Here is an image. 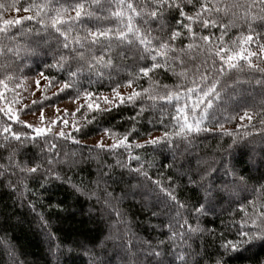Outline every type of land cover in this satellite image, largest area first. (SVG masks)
Segmentation results:
<instances>
[{"label": "snow or ice", "instance_id": "6c2138e0", "mask_svg": "<svg viewBox=\"0 0 264 264\" xmlns=\"http://www.w3.org/2000/svg\"><path fill=\"white\" fill-rule=\"evenodd\" d=\"M19 4L20 0H12L9 4L0 3V53L16 51L14 48L3 47L4 40L12 39L10 29L15 26L23 28L26 21H34L39 25V32L36 35L35 47L30 49L31 54H51L55 63L47 67H56L68 73V80L64 81L59 92L75 88L85 71H96L102 76L101 69H115L118 66L117 61L120 66L126 68L129 65L123 61L131 58L134 73H129V78L123 85L117 84L112 88L111 99L103 97V109L99 103L92 102L95 96L93 92L84 91L82 95L87 101L86 105H79L72 113L64 110L65 116L71 115V121L58 116L56 120L45 124L44 112L41 110L39 120L44 124L41 127L21 120L20 112L28 109L27 104H23L22 108L12 107L13 103L21 105L17 90L22 89L24 81L11 74L10 66L3 67L0 71V89L12 91L13 97L8 101L4 92L0 91V99H4L7 104V107H0V113H3L8 121L24 124L34 132V135L28 136L14 131L10 124L2 128L4 150L11 149L7 167L13 169L11 175L20 174L18 181L10 180L7 187L18 192L22 198L20 187L23 179L30 177L32 181L39 180L41 188L44 187L42 181L53 183L62 179L63 165L71 161L61 160L59 145L56 142L49 143L48 140L49 137H52L53 141L71 139L74 144H79L80 141L65 129L70 126L73 132L82 131L76 120V113H80L82 108L87 109L82 113L85 124H91L96 117L93 115L89 120V112H110L112 107L125 103L134 104L145 96L152 101L150 107H154L157 101H175L176 114L170 115L173 121L171 131L166 128L161 135H150L148 139L140 142L130 139L133 135H139L134 126L123 133L105 129L104 134L108 135L112 142L105 144L101 140L95 147L102 151L106 149V154L118 149L127 153V162L117 160L116 165L127 169L128 175L138 181L136 185L129 183V190L132 195L141 197L142 203L148 207L152 216H157L162 210L167 224L165 225V220L160 223L166 226L170 233L169 243L176 245L179 242L184 245L176 253L179 264H202L204 261L198 250L187 245V241L194 234L202 236L207 233L221 241L215 254H204L208 257L206 264H226L225 258L230 253L245 246H253L257 242L264 244V183H259V187L249 186L244 176L239 175L227 163L223 164L225 175L233 177L224 185V190L233 198L240 197L245 191H250L255 196L252 200L243 197L247 204H240L236 213H243L241 219L237 221L233 218L230 224L223 225L227 231L217 235L215 229L202 228L199 224L200 219L212 210V202L219 194V188L213 179L218 170L216 167L206 164L200 170L189 174V170H183V165L177 168L174 162H161V168L168 169V183L165 185L163 173L160 179L155 180L149 175L155 161L133 152L134 149L146 150L147 146H153V151L170 147L175 138H180L181 141L190 140L191 134L212 132L215 127H218L224 136L232 138V144L225 149L229 151L241 142L247 143L246 138L256 134L254 121H258L259 135L264 137V32L256 31V28L264 29V0H28L22 9L25 15L15 19L3 16L2 13L9 9L19 13ZM169 17L174 23H169ZM212 29H217L219 35L210 32ZM234 29L239 31V35L232 38L230 33ZM26 31L30 34L34 29L28 28ZM153 31H157V35H153ZM205 31H209V34H203ZM141 61L144 63L141 64ZM161 70L166 77L171 73L178 83L170 87L158 80H152V74ZM257 74L259 79H256ZM40 75L46 81L45 88L56 82L54 77L44 76L43 73ZM241 76L251 77L261 88V93L258 100L243 106L239 117H223L225 121H240L236 128L230 131L225 128L224 123L219 122L220 117L216 113L222 106L227 110V106L240 104L241 100L245 99L237 92L245 83L241 81ZM143 78H148L149 87L136 91V83ZM9 83L13 84L12 89H9ZM35 83L39 86L40 81L36 80ZM121 87L132 90L125 96L121 94ZM161 88L162 93L158 91ZM80 98L81 93L78 90L76 99ZM181 100L183 104L180 103ZM32 103L36 104L37 101ZM56 111L59 114L60 110ZM144 111L145 108L141 107L136 116ZM136 116L130 119L135 121ZM212 122H215L214 127L203 126ZM161 123L163 124V121ZM41 137L44 143H40ZM9 141H15V144ZM28 141H31L35 148L39 147L40 154L26 162L17 161L16 157L23 156L27 151L25 146ZM64 156L67 157V153H64ZM0 169L7 170L3 165H0ZM3 174L4 172L0 171V175ZM104 175L102 173L101 178ZM123 175L124 173H121V178ZM108 178H111L110 174ZM178 180L182 184L186 181L187 184L194 185V190L202 193V197L196 201H181L175 194L176 189L181 187V184L176 183ZM23 187L27 189L28 186L24 184ZM72 188L78 193L84 191L75 184ZM231 202L240 203L239 199H232ZM105 204H110V198H106ZM31 207L34 211L36 205ZM249 207L251 211L248 210ZM40 220L47 224L42 214ZM190 220L196 222L195 227ZM163 234L162 232L161 235ZM47 235L51 242L52 233L49 231ZM228 236L232 238L229 239ZM142 246L149 250V264H166L165 257L168 253L158 250L167 248L165 241L161 240L154 246L149 239L143 241ZM129 247L135 245L130 244ZM57 249L61 250L60 245H57ZM70 252L72 248L69 246L68 253ZM13 259L15 261L14 254ZM167 264L174 262L168 261Z\"/></svg>", "mask_w": 264, "mask_h": 264}, {"label": "trees", "instance_id": "16d2710c", "mask_svg": "<svg viewBox=\"0 0 264 264\" xmlns=\"http://www.w3.org/2000/svg\"><path fill=\"white\" fill-rule=\"evenodd\" d=\"M11 2L12 0H0V3L5 4ZM27 2L28 0H20L21 11L19 13L14 9H9L2 13L3 16L15 19L25 15L22 9ZM168 21L174 23L171 17ZM28 28H33L34 31L29 34L26 31ZM153 28L155 29L156 26ZM256 31L264 32V29L256 28ZM10 32L12 39L4 40L3 47L14 48L16 51L0 53V71L3 67L10 66L11 74L24 81L22 89L17 90L19 92L17 98L20 100L25 98L26 83L33 76H41L40 73H43L44 76L54 77L56 81L53 85L44 87L41 95L24 103L28 105V109L20 112V118L23 121H25L22 119L23 116L45 110L61 102L79 101L86 105L87 101L82 95L84 91L93 92L95 96L92 102L99 103L103 109L105 106H102L97 98L102 94L112 93V88L117 84L123 85L129 78V73H134L131 58L123 61L124 64L129 65L126 68L120 66V62L117 61L118 66L115 69H101L102 76L96 71L91 73L85 71L75 88L59 92L64 81L68 80V73L56 67H47L55 63L51 54L45 55L41 52L34 55L30 51L32 47H35L39 25H36L34 21H26L23 28L15 26L10 29ZM210 32H214L216 36L219 35L217 29H212ZM203 34L207 35L209 31ZM153 35H157V31H153ZM230 35L235 38L239 35V31L234 29ZM254 48L255 45H253ZM151 78L170 87L178 83L171 73H168L166 77L162 70L152 74ZM259 78L257 74L256 79ZM240 79L245 83L237 89V92L245 99L241 100L240 104L227 106V110H224L222 106L216 113L220 117L219 122L224 123L225 128L230 131L234 130L240 121L238 119L225 121L223 117L233 115L239 117L243 106L251 105L253 100H258L261 93V88L251 77L241 76ZM8 87L12 89L13 84L9 83ZM147 87H149V80L143 78L138 80L135 90L141 91ZM124 89L129 88L121 87L120 91ZM78 90L81 93L79 100L76 99ZM0 91L4 92L5 99L12 100V91L3 89ZM158 91L162 93L163 89H158ZM129 92L123 95L127 96ZM34 100L37 101L36 104L32 103ZM180 103L183 104V100ZM151 104L152 101L145 96L134 104L125 103L119 107H112L110 112H89V120L93 115L96 117L91 124H85L82 113L87 109L82 108L80 113H76V120L82 131L73 132L71 127L65 129L80 141L79 144H74L71 139L53 141L52 137H49L48 140L49 143L56 142L59 145L61 160L70 159L71 161L63 165L62 179L53 183L42 181L43 188L40 187L39 180L32 181L30 177L23 179L20 187V192L23 193L22 198L18 192L7 187L10 180L17 182L20 174L11 175L13 169L7 167L10 163L8 157L11 149L4 150L2 128L10 124L14 131L28 136L34 135V132L32 129H27L24 124L8 121L7 117L0 113V165L7 169L6 171L0 169L4 172L0 175V264H149V250L142 246V242L149 239L154 246L161 240L165 241L167 248L158 250L168 253L165 257L166 264L168 261L179 264L176 253L184 245H180L179 242L176 245L169 243L170 233L167 227L160 223L161 220H165V225L167 224L162 210L157 216H152L148 207L142 203L141 197L132 195L129 190V183L136 185L138 181L128 175L127 169L116 165L117 160L127 162V153L123 149H118L106 154V149L102 151L95 147L96 144L84 142L88 138L104 134L105 129L123 133L134 126L139 135H133L130 139L140 142L148 139L150 135H161L166 128L171 131L173 121L170 115L176 114V102L157 101L154 107H150ZM22 106L12 104L14 109L22 108ZM0 107H7L4 99H0ZM141 107H144L145 111L136 116ZM134 116L136 119L132 121L130 118ZM69 117L71 121V115ZM214 123H205L203 126L205 128L214 127ZM254 123H256V134L246 138L247 143L241 142L229 151L225 149L232 144V138L224 136L219 128L215 127L212 132L191 134L190 140L181 141L180 138H175L170 147L157 148L153 151V146H147L146 150L134 149L133 152L155 161L149 175L155 180L160 179L163 173L165 185L168 183L166 179L168 169H162L161 162L164 164L174 162L177 168L183 165V170H189V174L200 170L206 164L216 167L218 170L213 179L219 188V194L212 202V210L200 219L199 224L202 228L215 229L216 234L219 235L220 232L227 231L223 225L230 224L233 218L237 221L241 219L243 213L239 215L236 213L240 204H247L243 197L252 200L255 196L250 191H245L238 198L231 197L224 190V185L233 177L225 175L223 164L227 163L239 175L244 176L249 186L259 187V183H264V137L259 135L258 121ZM9 143L15 144V141H9ZM40 143H44L43 137L40 138ZM25 148L27 151L23 156L18 155L17 161L26 162L40 154L39 147L35 148L31 141L26 142ZM64 153H67V157ZM135 166L133 162V167ZM102 173L105 174L103 178H101ZM121 173H124L123 178H121ZM108 174L111 176L110 179ZM176 183L181 184V187L175 191L181 201H196L202 197V193L194 190V185L187 184L186 181L182 184L179 180ZM24 184L28 186L27 189L23 187ZM73 184L82 187L84 191L75 192L72 188ZM173 187L175 188L176 185ZM106 198H110V204H105ZM232 199H239L240 203H232ZM33 204L36 205L34 211L31 207ZM248 210L251 211V207ZM41 214L47 224L40 220ZM190 223L193 227L196 226L194 220H190ZM49 231L53 235L51 242L47 235ZM162 232L163 235H161ZM228 238L232 237L228 236ZM220 243V240L207 233L202 236L194 234L187 241L191 249L198 250L201 257H204L202 264H206L208 259L204 254H215ZM130 244L135 247H129ZM57 245H60L61 250L58 251ZM69 246L72 248L70 253H68ZM201 257H195V259L199 260ZM225 259L226 264H264V244L257 242L253 246H245L237 252L230 253Z\"/></svg>", "mask_w": 264, "mask_h": 264}, {"label": "rangeland", "instance_id": "374dc122", "mask_svg": "<svg viewBox=\"0 0 264 264\" xmlns=\"http://www.w3.org/2000/svg\"><path fill=\"white\" fill-rule=\"evenodd\" d=\"M36 80L40 81L39 86L36 85V83H35ZM45 83H46V81L41 76H33V77L29 78L27 83H26V86H27L26 87V96L24 99L21 100V105H23L24 103H28V102L32 101L34 98L41 95L43 93ZM129 91H131V90L130 89H124L121 91V94L123 95L124 93L129 92ZM104 96H107L111 99L112 93L102 94L97 98L98 101H100L102 106H105L104 101H103ZM80 104H81V102H79V101H65V102H61L55 106L47 107L45 110L43 109L44 116H45V124H47V122L50 120H56L58 118V116L60 118L69 119L70 118L69 115L68 116L64 115V110L67 109L68 112L71 113V112L75 111V109ZM57 109L60 110L59 114L56 111ZM40 112H41V110L37 111L33 114L23 116L22 119H24L27 123L33 124L34 126L43 127L44 124H41V122L39 120ZM60 126L63 127V125H60ZM68 128H70V126ZM68 128H66V129H68ZM101 140H103L105 144H110L112 142L111 138L105 134H100V135L88 138V139L84 140V142L97 144Z\"/></svg>", "mask_w": 264, "mask_h": 264}]
</instances>
